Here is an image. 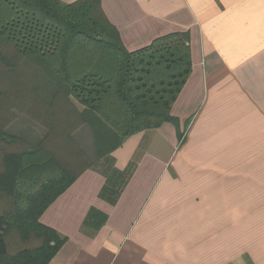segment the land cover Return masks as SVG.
Listing matches in <instances>:
<instances>
[{
	"label": "crops",
	"instance_id": "1",
	"mask_svg": "<svg viewBox=\"0 0 264 264\" xmlns=\"http://www.w3.org/2000/svg\"><path fill=\"white\" fill-rule=\"evenodd\" d=\"M101 9L129 52L188 33L190 73L170 107L176 124L101 159L88 130L74 133L91 166L40 217L66 238L48 264H264V0ZM25 118L32 141L44 139Z\"/></svg>",
	"mask_w": 264,
	"mask_h": 264
},
{
	"label": "trees",
	"instance_id": "2",
	"mask_svg": "<svg viewBox=\"0 0 264 264\" xmlns=\"http://www.w3.org/2000/svg\"><path fill=\"white\" fill-rule=\"evenodd\" d=\"M189 73L188 33L129 52L101 0H0V264H48L65 244L39 220L91 166L74 133L88 130L101 159L135 134L176 124L170 107ZM14 111L45 127V138L4 133Z\"/></svg>",
	"mask_w": 264,
	"mask_h": 264
},
{
	"label": "rangeland",
	"instance_id": "3",
	"mask_svg": "<svg viewBox=\"0 0 264 264\" xmlns=\"http://www.w3.org/2000/svg\"><path fill=\"white\" fill-rule=\"evenodd\" d=\"M16 82L18 84V81H14V85L16 84ZM7 91L8 93L11 92L12 94V92L17 91V88H11ZM27 124L28 123L26 121V118L23 115L21 116L18 115V117L15 120H13L12 123H10L8 127L5 128L4 133L8 132L9 137H11L13 133H17L16 137H20V138L32 141L33 137L37 136L36 135L37 133L33 129L28 128Z\"/></svg>",
	"mask_w": 264,
	"mask_h": 264
}]
</instances>
